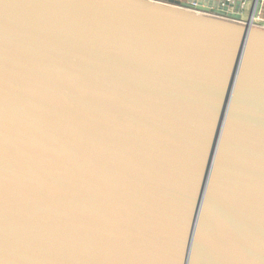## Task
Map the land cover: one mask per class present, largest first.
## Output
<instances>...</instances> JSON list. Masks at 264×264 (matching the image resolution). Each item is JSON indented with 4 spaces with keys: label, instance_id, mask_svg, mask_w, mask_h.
<instances>
[{
    "label": "water",
    "instance_id": "water-1",
    "mask_svg": "<svg viewBox=\"0 0 264 264\" xmlns=\"http://www.w3.org/2000/svg\"><path fill=\"white\" fill-rule=\"evenodd\" d=\"M194 9L0 0V264H264L260 3Z\"/></svg>",
    "mask_w": 264,
    "mask_h": 264
},
{
    "label": "built area",
    "instance_id": "built-area-1",
    "mask_svg": "<svg viewBox=\"0 0 264 264\" xmlns=\"http://www.w3.org/2000/svg\"><path fill=\"white\" fill-rule=\"evenodd\" d=\"M183 3H190L195 7L207 8L210 12H204L200 10H192L196 14L212 17L215 19L228 21V22H240L244 17L250 16L257 2L260 3V10L258 16L253 18L252 27L259 25L264 30V0H178ZM239 4V9L237 6ZM218 12V13H215ZM242 15L241 20H237L231 17V15ZM248 22V21H247ZM245 22V25L247 24Z\"/></svg>",
    "mask_w": 264,
    "mask_h": 264
},
{
    "label": "rangeland",
    "instance_id": "rangeland-1",
    "mask_svg": "<svg viewBox=\"0 0 264 264\" xmlns=\"http://www.w3.org/2000/svg\"><path fill=\"white\" fill-rule=\"evenodd\" d=\"M248 18H249V16L248 17H244L243 20L240 21V22H232V23H234L236 25H239V26H245V22L248 21ZM253 28L254 29H261L262 30V28L259 25H254Z\"/></svg>",
    "mask_w": 264,
    "mask_h": 264
}]
</instances>
